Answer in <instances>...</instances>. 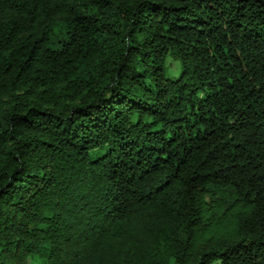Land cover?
<instances>
[{
	"label": "trees",
	"instance_id": "obj_1",
	"mask_svg": "<svg viewBox=\"0 0 264 264\" xmlns=\"http://www.w3.org/2000/svg\"><path fill=\"white\" fill-rule=\"evenodd\" d=\"M0 264H264V0H0Z\"/></svg>",
	"mask_w": 264,
	"mask_h": 264
},
{
	"label": "rangeland",
	"instance_id": "obj_2",
	"mask_svg": "<svg viewBox=\"0 0 264 264\" xmlns=\"http://www.w3.org/2000/svg\"><path fill=\"white\" fill-rule=\"evenodd\" d=\"M64 28L61 25H58L55 29V37L56 38H63L64 37ZM167 70L166 73L169 78H177L179 75V64L172 59L169 60L167 63Z\"/></svg>",
	"mask_w": 264,
	"mask_h": 264
}]
</instances>
